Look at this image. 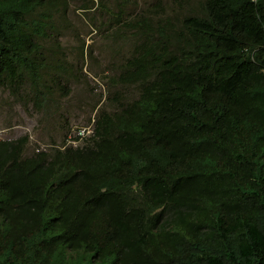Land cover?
<instances>
[{
  "label": "trees",
  "instance_id": "16d2710c",
  "mask_svg": "<svg viewBox=\"0 0 264 264\" xmlns=\"http://www.w3.org/2000/svg\"><path fill=\"white\" fill-rule=\"evenodd\" d=\"M54 1L0 0V85L42 79ZM136 25L84 144L0 140V264H264V0Z\"/></svg>",
  "mask_w": 264,
  "mask_h": 264
},
{
  "label": "rangeland",
  "instance_id": "374dc122",
  "mask_svg": "<svg viewBox=\"0 0 264 264\" xmlns=\"http://www.w3.org/2000/svg\"><path fill=\"white\" fill-rule=\"evenodd\" d=\"M203 0H55L42 44V79L25 75L19 83L0 85V140L27 135L25 155L40 149L82 145L102 112H114L139 96L137 84L118 83L126 59L144 37L145 18L152 29L174 27Z\"/></svg>",
  "mask_w": 264,
  "mask_h": 264
},
{
  "label": "built area",
  "instance_id": "2783aa9c",
  "mask_svg": "<svg viewBox=\"0 0 264 264\" xmlns=\"http://www.w3.org/2000/svg\"><path fill=\"white\" fill-rule=\"evenodd\" d=\"M93 130V129H92ZM92 130H90L89 131V133H91L92 132ZM88 133V134H89ZM77 135H81V139L80 140H76V139H73V140H71V139H69V141H72V142H75V141H81L84 137H85V135H86V130H82V131H80ZM78 144V143H77ZM76 144V145H77ZM75 145V146H76Z\"/></svg>",
  "mask_w": 264,
  "mask_h": 264
}]
</instances>
